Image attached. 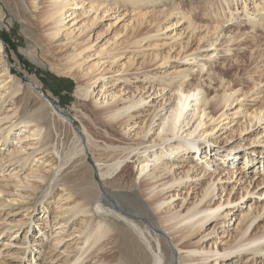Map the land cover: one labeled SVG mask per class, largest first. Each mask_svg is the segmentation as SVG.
<instances>
[{
    "label": "rangeland",
    "instance_id": "374dc122",
    "mask_svg": "<svg viewBox=\"0 0 264 264\" xmlns=\"http://www.w3.org/2000/svg\"><path fill=\"white\" fill-rule=\"evenodd\" d=\"M155 3L0 0V264H133L117 247L116 221L136 243L133 255L143 253L144 264H153L146 238L126 220L134 218L94 213L96 202L81 192L106 182L139 185L136 150L135 158H121V171L105 178L102 170L137 146L136 132L154 108L164 117L177 88L195 87L184 122L205 97V114L185 128L192 131L201 120L189 138L203 141L200 156L215 176L217 190L206 206L228 194L235 201L184 239L186 249L173 244L175 264L264 263V239L245 244L264 234V114L253 118L264 111V0ZM62 4L63 16L52 15ZM59 79L71 88L62 89ZM139 98L143 104L130 110L132 128L103 127L96 111ZM158 116L147 142L156 138ZM211 129V136L198 137ZM181 131L157 139V147L185 138ZM192 157L184 154L174 176L205 164ZM192 172L170 189H156L155 199L166 201L157 216L198 204L209 179ZM78 207L89 212H75ZM131 215L148 227L143 216ZM97 226L103 235L86 239ZM179 229L185 231L183 224Z\"/></svg>",
    "mask_w": 264,
    "mask_h": 264
},
{
    "label": "bare ground",
    "instance_id": "6f19581e",
    "mask_svg": "<svg viewBox=\"0 0 264 264\" xmlns=\"http://www.w3.org/2000/svg\"><path fill=\"white\" fill-rule=\"evenodd\" d=\"M135 1L140 4L149 3V2H154V3L156 2L158 4L163 0H135ZM64 7L65 4H62L61 6L57 7L52 15L60 13V16H63L62 10ZM52 15L50 14L51 17ZM261 18L262 19H260L259 24L261 26H264V18L263 17ZM51 34L55 36L56 32H52ZM1 51L2 48L0 45V60L2 58ZM2 63L4 66V61H2ZM6 74L8 75L7 71ZM33 87L35 88V86ZM194 89H196V87L193 89L190 88L186 90H183L182 88H177L175 94L173 95L172 103L170 104L169 108H167V111L165 110L163 114L164 117L158 116V114L156 113L157 110L155 111V109L158 107L154 108L152 111L153 115L148 125L147 123H145L144 125L142 124L139 128V131L136 132V135L139 136L140 138L139 143L137 142V146L136 147L131 146V148L129 149V151L126 153L125 156L123 155L118 158L115 157L113 163L109 164L106 167V169L102 170V175L105 178L111 173H116L121 171L123 166V160H121V158L122 157L124 159L135 158L136 154L134 153V155H132V153L134 152V150H136L137 151L136 153L138 154L136 161H138V165H140L138 177L140 178L141 182L139 183V185H135L133 182L129 181V183L126 185L115 183L114 187H109L106 182L105 183L106 185H101V186L96 185L95 189L93 188L95 185H91L88 188V190L83 189L81 192L82 194H84V196H87L88 203L96 202V209L94 213H99L101 216L102 215L106 216L104 212L105 213L118 212L120 213V215L118 214L117 217L122 218L121 214H124L126 216H130V218L132 217V219L134 218L133 220H129V219L126 220L128 223L135 222V225L138 226V230L141 231L140 235L146 238L147 246L150 248V251L152 253L153 264H175L176 252L174 250L173 244H177L178 242L181 241L180 244L177 246V249H186L187 241L184 239L193 235L194 232L197 229L201 228L203 226V223H205L208 219L219 215L218 211L222 208L223 205L235 201L234 199L233 200L229 199V194H228V196L225 199H223V201L216 204L215 207L206 206V204H209L212 198L215 196V191L217 190L216 181L213 180L215 176L213 177V179H210L212 174L207 172L209 170L208 168L209 161L208 162L206 161L207 156L204 155L200 156L201 153L203 152L202 150V148L204 147L203 141L196 143V140H190L189 138L195 132L198 126L201 125V120H199V122L194 127V129H192V131L191 130L187 131L186 130L187 128H185L186 126H188L189 122L194 116L198 115L199 113H202V115L205 114V108L207 105L205 97L202 98L201 106H199L196 109V112H192L191 116L187 119V121L184 122V118H185L184 116L186 114L185 112L187 110V107L189 106V101H192V98L199 91L198 88L196 89V91ZM78 90H76V94H78L79 92ZM113 98H115V95H113ZM143 102H144L143 98H139L135 101L134 100L130 101L128 104L127 102H121L119 100H116L111 102L109 105L103 107L99 111H96V114H98L104 119L102 121V125L106 129L113 130L114 127L122 126L125 129L127 128L128 130V127L132 128L137 123L136 118L133 119L134 115L130 114V110L137 109V107L143 104ZM263 114L264 111L263 113L262 111L255 112L253 114V118L259 120L260 118H262ZM157 116L159 117L158 118L159 122L157 123L156 126V129H158V133L156 134L155 139H153L150 142H147L149 132L152 129L150 126L154 124L155 122L154 118ZM179 131H181L180 134L183 131L185 132L187 131L185 133L186 137L184 138L180 136V138L176 140V142H170L168 146L157 147L156 144L157 139L160 141L167 139L169 141L171 140L169 138L175 136L177 133H179ZM212 132L213 129H211L210 131H202V134L199 135L198 137L201 138L205 136L203 138L204 140L207 136H211ZM187 153L192 154L193 156L192 160H197L199 158L200 163L203 161L205 162V164L200 166H197L195 164L191 168H187V170L184 171V173L179 177L174 176L175 167L178 168L180 166V163L183 161L182 157L184 156V154ZM181 154H183L182 157L180 156ZM11 155L13 156V154ZM203 158H205V160H202ZM198 169H199V174L202 173L203 177L209 179L201 191V194L199 196L200 200L198 204H194L188 207L183 214L178 211L177 212L167 211L157 216L158 211L160 210L162 205L166 203V201L165 200L160 201V199H155L156 189L160 188V191H163L165 189H170L175 184L182 183L184 179L190 178L189 171L196 172L198 171ZM83 170L85 171L86 169ZM165 178L166 179L169 178V179L167 181H163ZM114 180L112 181L114 182ZM105 206H107L108 209H105ZM78 208L79 209H77L75 212H81V213L89 212L86 209H82L80 207ZM133 213L139 216H143L145 220L144 222L148 224V227L142 226V220H140L141 222L137 223L136 217H133V215H131ZM116 223L120 225V229H121L119 230V234H118L120 240L119 246H117L118 249L122 252L123 255L130 258L133 264H144L143 253H141L142 254L141 257L137 255H133V251L134 250L136 251V247H135L136 243L133 242V239L129 234V232L123 229L119 222L116 221ZM182 224H183V230L185 231H181L179 229ZM179 225L180 227H178ZM149 227L150 229L152 228L153 232L156 231L155 235L151 236V230L147 229ZM159 228L163 231H161ZM143 230H146L147 234L155 239L156 244L149 241V239L146 237V233H145L146 231L143 232ZM246 230L247 227L243 232H245ZM103 233L104 231H101V226H97V228H94L92 231L85 233V238L88 239L90 237H94V238H96L97 236L100 237L103 235ZM258 238L264 239V234L260 235L259 237H250L248 239V242L245 244L251 243L257 240ZM227 249H230V246L223 248L221 251L225 252ZM207 252L208 253L212 252V256H214L217 255L218 251L216 250L211 251L209 249L207 250Z\"/></svg>",
    "mask_w": 264,
    "mask_h": 264
},
{
    "label": "trees",
    "instance_id": "16d2710c",
    "mask_svg": "<svg viewBox=\"0 0 264 264\" xmlns=\"http://www.w3.org/2000/svg\"><path fill=\"white\" fill-rule=\"evenodd\" d=\"M57 84L60 85L62 89H63V86H66L65 88L69 87V89H70L71 85H72L69 80H63V79H59V81H57ZM54 90H56V89H54Z\"/></svg>",
    "mask_w": 264,
    "mask_h": 264
},
{
    "label": "water",
    "instance_id": "95a60500",
    "mask_svg": "<svg viewBox=\"0 0 264 264\" xmlns=\"http://www.w3.org/2000/svg\"><path fill=\"white\" fill-rule=\"evenodd\" d=\"M36 88V87H35ZM36 89H38V88H36Z\"/></svg>",
    "mask_w": 264,
    "mask_h": 264
}]
</instances>
